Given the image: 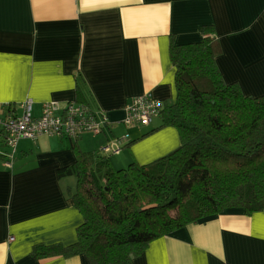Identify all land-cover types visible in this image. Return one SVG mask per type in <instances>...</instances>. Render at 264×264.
I'll return each mask as SVG.
<instances>
[{
    "label": "crops",
    "instance_id": "crops-1",
    "mask_svg": "<svg viewBox=\"0 0 264 264\" xmlns=\"http://www.w3.org/2000/svg\"><path fill=\"white\" fill-rule=\"evenodd\" d=\"M203 26L220 40L224 80L245 95L264 94V0H0V102L18 106L31 97L37 115L43 101L79 97L105 117L113 139L133 97L175 101L170 40H200ZM81 138L22 139L11 165L0 143V264H90L82 254L30 253L37 243L76 240L82 218L67 194L76 180L58 170L75 161L72 143L84 150ZM136 138L125 143L127 161L150 162L180 143L174 127ZM131 264H264V211L208 215L153 240Z\"/></svg>",
    "mask_w": 264,
    "mask_h": 264
},
{
    "label": "trees",
    "instance_id": "trees-1",
    "mask_svg": "<svg viewBox=\"0 0 264 264\" xmlns=\"http://www.w3.org/2000/svg\"><path fill=\"white\" fill-rule=\"evenodd\" d=\"M221 53L213 26H203L197 41L171 38L176 98L161 101V123L147 132L174 127L180 143L171 152L115 169L106 153L71 144L76 159L58 175L76 180L67 188L82 218L76 240L34 244L33 257L82 254L90 264H131L153 240L208 215L227 208L264 211V94L245 95L237 82H226L217 64ZM134 125L143 124L126 126Z\"/></svg>",
    "mask_w": 264,
    "mask_h": 264
},
{
    "label": "built area",
    "instance_id": "built-area-1",
    "mask_svg": "<svg viewBox=\"0 0 264 264\" xmlns=\"http://www.w3.org/2000/svg\"><path fill=\"white\" fill-rule=\"evenodd\" d=\"M161 103V100L150 94L133 97L124 106V124L149 125L157 117ZM33 104L31 97L24 99L18 106L0 102V143L7 148V152L2 153L7 165H11L17 144L22 139L35 140L42 135L77 138L86 132L99 134L106 123L104 116L99 117L98 112L75 100L65 103L58 100L43 101L37 115L33 113ZM127 140V134H122L111 139L101 149L118 153Z\"/></svg>",
    "mask_w": 264,
    "mask_h": 264
},
{
    "label": "rangeland",
    "instance_id": "rangeland-1",
    "mask_svg": "<svg viewBox=\"0 0 264 264\" xmlns=\"http://www.w3.org/2000/svg\"><path fill=\"white\" fill-rule=\"evenodd\" d=\"M3 102H5V101H3ZM158 123L159 124L161 123V119L154 117L152 123L150 125H147V126L146 125H134V126L129 127V126L123 125V127H122L123 129L120 130L121 132L119 131L120 134H118V135H122L125 132H127L130 136V139H132V138L135 139L136 137L139 136V134L142 133V131L148 130L153 125L158 124ZM104 133H106V135H108V138L106 140L104 138L105 137ZM109 135H111L110 132H108L107 130H103V129L101 130V132L99 134H94L92 132L83 133L81 135L82 136L81 141L79 142L80 146L84 148V150H82V151H96L98 153H103L104 151L101 149V147L110 141V139L112 137H110ZM42 136H46V135H42ZM39 137H41V136H39ZM127 141H129V138ZM126 144H124L122 146V148L120 149V151L118 153H110V152H104L103 153V154L106 153L105 155L109 157L110 165L115 169L125 168L128 165V163L135 160L134 158L130 159L129 161L125 160V153L126 152L130 153V150H129L130 145L129 144L126 145ZM109 154H111V155H109ZM9 240H12V237H10Z\"/></svg>",
    "mask_w": 264,
    "mask_h": 264
}]
</instances>
